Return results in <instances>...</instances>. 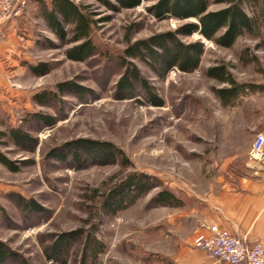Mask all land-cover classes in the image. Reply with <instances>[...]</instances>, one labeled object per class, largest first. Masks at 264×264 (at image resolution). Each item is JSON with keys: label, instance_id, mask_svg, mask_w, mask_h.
<instances>
[{"label": "rangeland", "instance_id": "obj_1", "mask_svg": "<svg viewBox=\"0 0 264 264\" xmlns=\"http://www.w3.org/2000/svg\"><path fill=\"white\" fill-rule=\"evenodd\" d=\"M71 1L95 21L90 31L94 54L82 62L65 54L75 45L69 42L71 28L66 27L62 42L46 24L43 8L50 9L52 0H26L19 15L0 24L11 27L0 40V133L19 127L35 142L26 150L0 137V152L15 169L0 165V242L12 253L9 264H57L46 250L76 232L66 237V264H175L181 250L194 248L190 237L196 223L183 221L182 215L220 172L242 161L264 124V28L230 48L216 47L197 33L179 36L184 43H203L200 67L188 74L174 68L157 78L131 59L161 100L156 107L139 90L131 99L115 96L124 70L118 59L132 42L197 21L155 17L149 8L157 0H143L129 10L113 0L108 1L114 9L96 0ZM208 6L210 12L224 7L213 0ZM43 63L49 69L44 76L29 69ZM218 65L241 88L229 105H222L215 92L227 85L205 75ZM59 83L85 93L58 92ZM44 91L55 95L38 105L33 95ZM33 113L49 117L51 125L33 120ZM76 139L108 142L125 162L117 157L103 166L93 161L75 166L70 158L56 157ZM233 154L236 163L224 165ZM134 174L153 183L149 193L123 209L105 208L107 195ZM163 189L183 205H156L154 197ZM27 202L35 208H25ZM92 239L101 244L97 258L88 256Z\"/></svg>", "mask_w": 264, "mask_h": 264}, {"label": "trees", "instance_id": "obj_2", "mask_svg": "<svg viewBox=\"0 0 264 264\" xmlns=\"http://www.w3.org/2000/svg\"><path fill=\"white\" fill-rule=\"evenodd\" d=\"M110 9L108 0H96ZM120 9H132L139 6L143 0H113ZM154 1V0H144ZM50 9L43 8L44 18L49 30L62 42L66 39V27H70V44L74 43L71 49L66 51L67 58L74 61H85L94 53V47L90 39L91 27L95 21L80 10L71 0H52ZM213 3L224 7L214 12L208 11V0H157L149 10L155 17L169 16L177 20L194 19L196 23L187 22L181 25L173 33H160L148 39L138 40L130 43L122 51L119 66L124 70L117 79L115 96L121 100L131 99L137 95V90L145 97H149L156 107H161V100L155 99L151 92V87L147 80H144L136 66L130 61L136 59L146 65L157 78H164L167 73L176 68L181 73H191L200 67V60L203 43L200 41L184 43L179 36H192L197 33L204 39L212 42L216 47L230 48L237 39L249 34L256 36L259 29L264 28V0H213ZM247 7L249 10L247 11ZM29 69L37 76H44L49 69L45 63L39 65H29ZM207 78L219 84L227 85L226 88L215 90L217 97L222 105H229L241 89L228 72L224 65H218L206 70ZM71 90L79 95L85 92L83 89L71 83H59L57 91L63 92ZM55 93L44 91L33 95L38 105H44L46 101L53 98ZM30 118L36 122L51 125V119L41 113H33ZM8 137L15 147L29 149L35 142L28 133L21 128H10L7 132L0 133V137ZM64 154L56 156L65 160L70 158L72 165H83L93 161L95 164L103 166L112 164L115 159L120 157L125 162V157L120 150L108 142L95 140L76 139L67 143L63 151ZM0 165H4L10 171H15L12 162L0 152ZM153 188V183L136 174L129 175L124 183L112 190L107 195L105 208L113 211L125 208L135 202L136 199L143 197ZM19 201L20 198L18 199ZM154 203L159 206L178 208L183 205V201L177 198L170 191L163 189L154 197ZM24 207L34 209L35 205L27 202ZM80 233V232H79ZM76 233L64 234L56 243L49 246L46 250V257L54 260L57 264H66L65 252L68 250L67 236L73 237ZM65 236V237H64ZM94 248L88 256L97 258V251L101 250L100 243L92 239ZM98 251V252H99ZM83 260L87 257L86 251L82 254ZM12 253L0 242V264H9ZM83 263V262H82Z\"/></svg>", "mask_w": 264, "mask_h": 264}, {"label": "crops", "instance_id": "obj_3", "mask_svg": "<svg viewBox=\"0 0 264 264\" xmlns=\"http://www.w3.org/2000/svg\"><path fill=\"white\" fill-rule=\"evenodd\" d=\"M9 25L5 23L0 27V40L7 28L11 30ZM1 74L2 70L0 81ZM256 133H264V124ZM247 149L239 164L236 154L225 159L224 165L236 163L235 167L220 172L182 215L183 221L196 223L190 238L208 235L209 227L214 225L246 239L249 244H264V147L257 159H252L250 145ZM174 260L175 264H220L195 247L184 248Z\"/></svg>", "mask_w": 264, "mask_h": 264}, {"label": "built area", "instance_id": "obj_4", "mask_svg": "<svg viewBox=\"0 0 264 264\" xmlns=\"http://www.w3.org/2000/svg\"><path fill=\"white\" fill-rule=\"evenodd\" d=\"M25 4L26 0H0V24L19 15ZM254 135L250 149L257 159L263 151L264 133ZM193 246L220 264H264V245L249 244L246 239L214 225L209 227L208 235H197Z\"/></svg>", "mask_w": 264, "mask_h": 264}]
</instances>
